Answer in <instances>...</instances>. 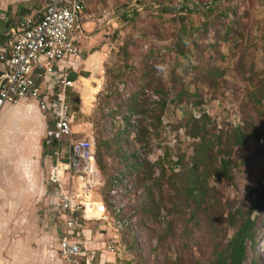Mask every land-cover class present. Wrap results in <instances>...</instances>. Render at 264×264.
<instances>
[{
    "label": "rangeland",
    "instance_id": "1",
    "mask_svg": "<svg viewBox=\"0 0 264 264\" xmlns=\"http://www.w3.org/2000/svg\"><path fill=\"white\" fill-rule=\"evenodd\" d=\"M208 6L217 10L206 16ZM83 9L85 27L79 43L83 63L73 73L76 80L91 77L89 54L100 53L94 61L100 65L102 83L89 109L82 104V82L70 89L67 101L73 124H87L90 130L89 135L76 137L94 141L95 151L99 140H108L111 147L103 151L104 169L97 164L100 184L84 194V181L72 178L68 171L56 180V158H46L53 155V149L44 143L40 180L45 188L37 202V218L31 223V235L42 238L32 243L36 257L31 262L43 264L47 250L58 247L60 228L55 233L46 226L52 221L61 224L52 200L55 189L87 196V208H97L104 200L110 216L115 204L123 205L126 216L135 220V226L120 236V254L112 255L115 261L106 264L205 261L211 256L214 237L220 238L217 228H227L228 237L233 233L224 221L226 205L248 208L263 189L264 122L256 116L253 95L264 94V0H83ZM182 21L192 34L183 55L178 52ZM218 71L223 72L221 76ZM181 91L186 93L179 101ZM191 113H207L216 134L226 136L246 120L253 121L257 126L253 131L259 132L233 150L232 181L210 178L211 203L219 204H210L202 219L194 222L188 221L187 212L181 216L168 213L173 191L161 180L163 169L168 177L179 157L189 163L195 153L198 140L188 135L185 126ZM166 150L173 163L167 162ZM174 167V172L181 169ZM113 177L120 183L117 194L111 196ZM30 209V216L35 215L36 208ZM254 215L261 217L259 237L254 254L250 246L248 250L250 258L264 264V214L256 211ZM87 226L101 243L96 223ZM100 247L94 264H101L102 254L108 255L107 246L101 243Z\"/></svg>",
    "mask_w": 264,
    "mask_h": 264
},
{
    "label": "built area",
    "instance_id": "2",
    "mask_svg": "<svg viewBox=\"0 0 264 264\" xmlns=\"http://www.w3.org/2000/svg\"><path fill=\"white\" fill-rule=\"evenodd\" d=\"M46 1L42 16L22 21L18 29L11 31L7 46L0 53L3 65L0 112L5 106L16 105L22 100L35 101L51 123L46 137L50 142H56V180L59 182L68 171L72 178L76 176L84 181V194H90L89 191L102 179L95 157V144L87 137L75 136L74 115L67 101V90L74 88L76 81L70 75L81 61L79 43L84 35L80 23L83 0ZM51 79L55 86L49 95L42 85ZM119 183L118 178H111V196L117 194ZM52 200L61 221L56 264H94V245L97 242L94 243L96 238L87 226L89 222L96 223L101 243L115 255L120 254L117 245L121 234L135 226V220L126 216L123 205L115 204L110 216L104 200L97 204V208H87V201H90L87 196L73 195L68 190L55 189ZM92 207L95 213L91 217Z\"/></svg>",
    "mask_w": 264,
    "mask_h": 264
},
{
    "label": "crops",
    "instance_id": "3",
    "mask_svg": "<svg viewBox=\"0 0 264 264\" xmlns=\"http://www.w3.org/2000/svg\"><path fill=\"white\" fill-rule=\"evenodd\" d=\"M46 5V0H0V53L7 46L11 31L18 29L20 23L28 17L40 18ZM84 18L83 12L82 22ZM82 22L80 23L84 28L85 23ZM82 55L81 48V61L77 63L75 72H78L79 66L83 63ZM89 55L88 63L93 67V75L91 77L81 76L75 81V87L78 82H82L81 98L84 85L88 84L95 95L102 83L100 65L95 63L97 55L101 54L94 52ZM2 66L0 62V73L3 69ZM86 78H91V81L84 83L82 79ZM93 82L97 85H92ZM54 86L55 82L51 79L42 85V89L52 95ZM84 108L89 109L85 106ZM50 126L51 123L33 100L26 99L16 105H7L0 112V264L34 263L31 262V259L36 257L32 243L40 242L42 237L31 235V223L37 218L34 217L37 215V205L39 204L37 202L41 199L40 196L45 188V184H42L40 180V171L44 169L41 159L42 155L46 153L44 143L53 149V155H46V158L55 159L56 142H50L46 137V130ZM86 126L88 125L73 124L75 136L85 133L89 135L90 130ZM32 205L36 208L35 215L33 212V216H30ZM94 213L95 209L92 207L90 216L92 217ZM46 226L55 231L59 225L52 221ZM93 236L97 239V235ZM94 246L95 257L101 247L98 242ZM57 251L58 247L57 249H48L43 264H56ZM104 252L108 254V257L102 254L101 264L115 261L112 257V255L115 257L113 252L107 249Z\"/></svg>",
    "mask_w": 264,
    "mask_h": 264
},
{
    "label": "trees",
    "instance_id": "4",
    "mask_svg": "<svg viewBox=\"0 0 264 264\" xmlns=\"http://www.w3.org/2000/svg\"><path fill=\"white\" fill-rule=\"evenodd\" d=\"M217 10L216 6H208L206 16ZM84 11H82L83 14ZM81 14V16H82ZM184 18L182 17V20ZM208 24H204L207 29ZM187 25L182 21V27L178 35V52L184 54L185 46L188 43V38L191 36ZM222 71H218L217 75H222ZM70 78L77 79L76 73H71ZM67 90V98L70 93ZM158 93L165 94L163 89H157ZM186 92L181 91L178 94V100L181 101ZM256 116L258 119H263L264 122V94L253 95ZM201 101L198 102L200 104ZM165 103H163L164 105ZM254 119V118H253ZM252 119V120H253ZM211 120L207 113L199 116L191 113L186 122V130L190 137L197 139L194 144L195 153L192 155L189 163L184 161V156L178 158L173 163L170 152L166 150L165 157L168 163H173L174 166H179L181 169L174 172V166L171 168V174L166 176V169H163L162 179H165L173 194L169 199L170 206L166 209L169 214L181 216L182 213H188V221L194 222L202 219L201 215L208 210V206L219 204V201L211 200L213 194L209 186V180L215 176L223 178L227 181H232L234 178V164L231 160V154L236 147H242L246 143L248 136L256 137L259 132H254L256 125L253 121L249 123L247 120L243 125L232 127L227 135L224 133H213L209 126ZM111 145L108 140L98 141L96 144L95 157L99 168L103 167V151H109ZM162 185V181L159 182ZM263 189L258 192V196L253 204L246 208L244 206L236 207V205H226V217L228 229H232V235L228 237L227 228H217L221 231L220 238L214 237V244L210 258L203 261H196L193 264H246L250 259V264H263L257 258H250L249 246L254 254L257 239L259 237V222L260 215L255 216V212L264 214V182L261 184ZM236 208V209H234ZM172 230V223L170 225ZM217 232V231H216Z\"/></svg>",
    "mask_w": 264,
    "mask_h": 264
},
{
    "label": "bare ground",
    "instance_id": "5",
    "mask_svg": "<svg viewBox=\"0 0 264 264\" xmlns=\"http://www.w3.org/2000/svg\"><path fill=\"white\" fill-rule=\"evenodd\" d=\"M84 83H89L91 78L82 79ZM94 99V91L92 88L88 86V84L84 85V89L82 91V103L86 108L91 106V102ZM63 173V172H62ZM88 200V199H87Z\"/></svg>",
    "mask_w": 264,
    "mask_h": 264
}]
</instances>
